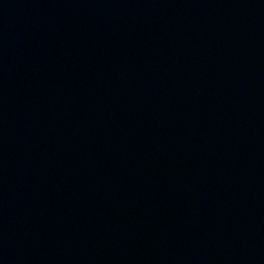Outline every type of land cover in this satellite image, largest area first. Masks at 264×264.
<instances>
[{"label":"water","instance_id":"1","mask_svg":"<svg viewBox=\"0 0 264 264\" xmlns=\"http://www.w3.org/2000/svg\"><path fill=\"white\" fill-rule=\"evenodd\" d=\"M0 264H264V0H0Z\"/></svg>","mask_w":264,"mask_h":264}]
</instances>
